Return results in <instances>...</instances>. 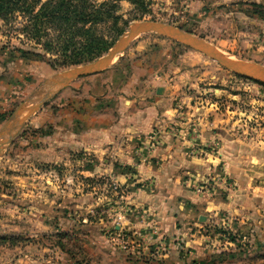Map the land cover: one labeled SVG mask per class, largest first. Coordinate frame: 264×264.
Segmentation results:
<instances>
[{
	"label": "rangeland",
	"instance_id": "rangeland-1",
	"mask_svg": "<svg viewBox=\"0 0 264 264\" xmlns=\"http://www.w3.org/2000/svg\"><path fill=\"white\" fill-rule=\"evenodd\" d=\"M150 2L141 20L264 65V0ZM118 5L123 32L111 47L140 19ZM21 20L0 21V127L42 82L73 68L52 69L17 31ZM105 70L46 102L0 157V264H264V86L149 33ZM131 76L170 120L138 142L72 140L104 82L130 95ZM110 109L101 117L111 121Z\"/></svg>",
	"mask_w": 264,
	"mask_h": 264
},
{
	"label": "trees",
	"instance_id": "trees-1",
	"mask_svg": "<svg viewBox=\"0 0 264 264\" xmlns=\"http://www.w3.org/2000/svg\"><path fill=\"white\" fill-rule=\"evenodd\" d=\"M120 1L134 7L140 15L137 20L151 4L150 0H0V21L8 25L22 18L17 31L40 46L42 59L48 56L52 69L69 68L101 57L123 32L117 15Z\"/></svg>",
	"mask_w": 264,
	"mask_h": 264
},
{
	"label": "water",
	"instance_id": "water-1",
	"mask_svg": "<svg viewBox=\"0 0 264 264\" xmlns=\"http://www.w3.org/2000/svg\"><path fill=\"white\" fill-rule=\"evenodd\" d=\"M155 34L168 39L177 45L184 46L197 52L218 64L223 70L254 83L264 84V65L236 59L217 49L210 42L191 33L181 30L177 26L156 21L139 20L130 23L119 40L101 57L85 65L76 66L58 72L42 82L5 120L0 127V157L25 123L50 99L55 97L71 82L95 75L107 69L117 57L128 48L132 40L140 34ZM156 89V94L161 93ZM202 220V218H199Z\"/></svg>",
	"mask_w": 264,
	"mask_h": 264
},
{
	"label": "crops",
	"instance_id": "crops-1",
	"mask_svg": "<svg viewBox=\"0 0 264 264\" xmlns=\"http://www.w3.org/2000/svg\"><path fill=\"white\" fill-rule=\"evenodd\" d=\"M102 73L99 75H102ZM110 80L108 83L104 82L105 86L102 94L89 102L87 114L79 113L75 117L76 121L73 123L77 122L78 127L73 129L71 139L78 142L79 145H81V142H86L85 145L90 144L91 147L94 145L100 146L101 144L107 145L109 142H114L112 139L122 134L129 142H131V139L138 142V136L147 135L152 126H160L163 122L170 120L171 109H168L162 103L159 104L156 99L151 100L148 98L146 96L148 87L144 86V82H139L137 76H131L127 79L134 83L131 86L132 93L130 95L127 89L113 86L112 81L115 80ZM157 82V79L150 80L154 89L159 87ZM138 84L140 85L139 89L143 88L138 91L139 94L135 91ZM110 87L117 88L119 91L114 92V89H112V92ZM131 95L134 96L130 97ZM145 98L150 99V101L146 102ZM110 108H112L111 121L103 118V116L101 117V113L103 115L109 114ZM81 122L86 123V125H82ZM104 137L110 138L109 142H98Z\"/></svg>",
	"mask_w": 264,
	"mask_h": 264
}]
</instances>
